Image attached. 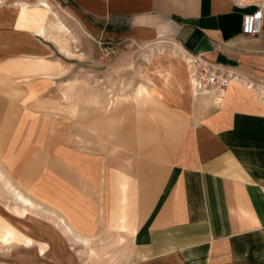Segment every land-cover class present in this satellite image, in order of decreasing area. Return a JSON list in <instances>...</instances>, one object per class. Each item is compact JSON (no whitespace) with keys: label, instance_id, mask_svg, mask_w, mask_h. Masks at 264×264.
Wrapping results in <instances>:
<instances>
[{"label":"crops","instance_id":"1","mask_svg":"<svg viewBox=\"0 0 264 264\" xmlns=\"http://www.w3.org/2000/svg\"><path fill=\"white\" fill-rule=\"evenodd\" d=\"M37 1L0 4V251L44 246L47 264H59L58 253L88 264L92 249L128 240L129 264H264V29L243 32L264 0H50L75 23L77 51L70 27H54ZM101 40L118 49L107 63ZM160 43L202 53L234 77L219 105L215 93L192 98L186 84H168L163 103L186 119L166 134L171 165L161 184L148 178L139 195L126 193L137 182L131 172L122 180L120 156L106 153L104 82L129 63L137 72L132 47Z\"/></svg>","mask_w":264,"mask_h":264},{"label":"rangeland","instance_id":"2","mask_svg":"<svg viewBox=\"0 0 264 264\" xmlns=\"http://www.w3.org/2000/svg\"><path fill=\"white\" fill-rule=\"evenodd\" d=\"M50 2L53 4L54 8L58 10L64 23L70 27V23H68V14H66L60 7L56 6L52 1ZM73 27H75V23L70 27L71 32L69 33L72 37L73 49L74 51H77L80 49V40L76 36ZM53 32L58 33L54 30ZM101 41L108 42V40ZM109 43L113 46V43ZM97 45L102 46L99 42ZM114 45L116 46L117 44ZM164 48L168 51L181 50L178 45L172 49H168L164 43L149 45L148 47L137 45L132 47V51L141 52L142 56V61L138 64L137 72L135 73L133 70V63H129L128 66H131L132 70L114 78L110 75L105 78L104 115L106 117V122L104 125V131L106 133V138H109L104 140L107 151L106 153L110 155L116 153L120 156V172L122 180H129L130 178L128 175L129 172H131V179H135L137 182V187H129V189L127 183L126 188H122V191H126V193L129 190L131 192L135 191L137 192V195H139L140 190H143V188L139 187V182H143V180L148 178L151 183H153V187H156L157 184L163 182V177L171 165V157L173 154V148L175 147V143H173L174 140L171 138L167 139L166 134L169 131L174 130L181 121H184L182 120L183 117L181 115H177L179 113L173 112L169 109H167V111L169 113L173 112L171 113L173 116L169 121H163L160 111H164V106L161 103H158L155 100H146L145 98L142 99L137 97L138 88L144 87L148 84L140 73L142 67L150 66L149 62L153 59V54L155 52H160ZM116 50L118 51V49ZM115 56L116 55H112L111 57L104 56L105 63ZM136 74L139 76L138 79L135 78ZM113 115L117 117L114 119L115 124L113 123V119L110 118ZM90 131H96V127L90 125ZM109 132L111 134H109ZM114 132H116L115 136L112 135ZM131 132L136 133V138L129 140L128 137ZM113 137H115V139ZM113 147L115 148V152H113ZM109 148L110 151H108ZM165 150L166 153L163 152ZM148 165H152V168L150 169ZM124 200H127V194L124 196ZM122 206L125 207L122 208V211H126L128 203ZM8 233L12 234L13 231L9 229ZM122 241H124L123 237H121V242ZM27 242L29 244L33 243L30 238L27 239ZM117 248V250L111 249L105 251L97 250L96 248L92 249L90 255L85 258V261H87L88 264H129L130 252L128 240H126L124 245L122 243V245ZM39 249V252L28 251L26 249L16 252L11 250V248L8 252L0 251V264H47V260L50 258L49 254L46 252L44 246H40ZM78 254L80 255L81 252H76V255ZM64 257V254L58 253L59 264H66L65 261H63Z\"/></svg>","mask_w":264,"mask_h":264},{"label":"bare ground","instance_id":"3","mask_svg":"<svg viewBox=\"0 0 264 264\" xmlns=\"http://www.w3.org/2000/svg\"><path fill=\"white\" fill-rule=\"evenodd\" d=\"M5 2L6 0H0V4L5 3ZM36 3L43 5L44 7H46V9L50 10L53 13L52 25L54 27H57L58 29H63L64 31L69 30L68 26L62 21L61 18H59L57 10L54 8L53 4L49 0H38ZM180 49H181L180 51L169 52L168 50L164 48L160 52H155L153 54V59L151 60V62H149L150 66H143L140 72L145 78V80H147L148 82H155V86H150L147 84L144 87L138 88L137 97H140L142 99L145 98L146 100L151 99V100L157 101L158 103H161L164 106V111H160L161 113L160 115L163 121L164 120L169 121L170 118H172L173 116V114H171L173 112L169 113L167 111L168 107H166V105L163 103V98L165 97L166 93H168L169 95H172V93L170 92L171 88L169 87L168 84H171L173 82L186 84L187 91L192 98H194L195 96H198L199 94L195 86V81L192 76V70L190 68L188 58L186 54L182 52V48ZM168 53L170 54L168 55ZM170 57L171 59L178 58L179 60L185 62V64H187V66L190 68L191 71L187 69V71L182 70L181 72H178L177 70H175L174 68L175 66L173 65V62L169 61ZM153 72H156L159 75L160 79L162 80V84L154 81L155 79L153 76L154 75ZM161 88H163L165 92ZM220 99L222 101V97H220ZM177 115H180V114H177ZM182 122H183V125H185L184 121H181L180 123ZM14 187H17V186L15 185ZM14 187L12 186V189ZM18 195L20 196V199H22L24 205L25 204L33 205V203L31 202V200L28 199V197L26 198L24 195H22V193H18Z\"/></svg>","mask_w":264,"mask_h":264},{"label":"built area","instance_id":"4","mask_svg":"<svg viewBox=\"0 0 264 264\" xmlns=\"http://www.w3.org/2000/svg\"><path fill=\"white\" fill-rule=\"evenodd\" d=\"M264 29V12L259 8L253 13H247L243 19V32L255 37L262 33ZM104 56L111 57L117 55V50L109 42H100ZM192 76L195 81L197 92H211L217 95V104H221L220 97L223 96L227 87L231 83L234 74L224 65L210 61L204 54L185 53Z\"/></svg>","mask_w":264,"mask_h":264}]
</instances>
